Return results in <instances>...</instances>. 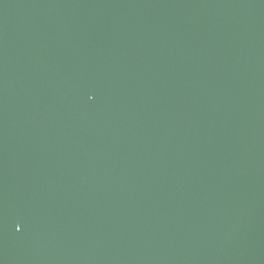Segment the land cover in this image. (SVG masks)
I'll return each mask as SVG.
<instances>
[{
    "label": "water",
    "instance_id": "95a60500",
    "mask_svg": "<svg viewBox=\"0 0 264 264\" xmlns=\"http://www.w3.org/2000/svg\"><path fill=\"white\" fill-rule=\"evenodd\" d=\"M0 264H264V0H0Z\"/></svg>",
    "mask_w": 264,
    "mask_h": 264
}]
</instances>
